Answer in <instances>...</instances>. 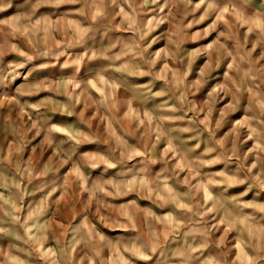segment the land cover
<instances>
[{
    "label": "rangeland",
    "instance_id": "rangeland-1",
    "mask_svg": "<svg viewBox=\"0 0 264 264\" xmlns=\"http://www.w3.org/2000/svg\"><path fill=\"white\" fill-rule=\"evenodd\" d=\"M80 7L0 0V264H264V0ZM141 34L150 65L114 58Z\"/></svg>",
    "mask_w": 264,
    "mask_h": 264
},
{
    "label": "clouds",
    "instance_id": "clouds-1",
    "mask_svg": "<svg viewBox=\"0 0 264 264\" xmlns=\"http://www.w3.org/2000/svg\"><path fill=\"white\" fill-rule=\"evenodd\" d=\"M10 2V0H9ZM45 2V0H35L34 3L31 2V0H25V4H30V8L32 11H34L36 8L39 7L40 3ZM81 7L78 9V11L81 14V18L84 22H87L91 28H95L96 26L105 24L108 19L111 16V13L108 11V9H113L115 10V6H118L119 0H80ZM103 8L105 11L103 13H97V8ZM3 9H0L2 11ZM167 18V17H165ZM24 21L29 25L31 28V34H32V39L36 40V45L35 47H43L42 51H38V55H49L50 53V46L55 47L57 43L63 44L65 47L71 42L69 40V35L70 33L67 32L65 29H60L57 30L56 35L60 37V40L57 41L55 37L49 36L48 40H44L41 37H37L35 35L36 32H39L41 28L43 27V22H39V26L37 24H33L31 16H24L23 17ZM247 23L246 21L239 19V20H234L233 25L238 26L240 24ZM7 24V21L0 22V35H9V33L6 30L5 25ZM67 24V22H65ZM254 26V25H253ZM16 33H12V35H15ZM102 37V34H101ZM160 39L166 40V52L167 54V49L172 48L174 45L178 48L179 45L177 43V40H174L172 38V35L168 34L167 30L162 31L160 33ZM179 38V37H178ZM144 39L143 34H141L138 38H133V44L131 47L125 46L120 50V53L118 56H115V59H119L121 56H126L128 57L129 60H135L136 57H140L139 63L141 64H146L150 65L151 61L147 60L144 58V53L147 51V46L142 44V41ZM182 39V38H179ZM49 40H50V46H49ZM101 53H98L95 50H89L84 53L85 56H88L89 61L92 62L94 60V57L97 55H100ZM230 55V54H229ZM31 57H29L30 59ZM172 59L175 60L176 56L173 54ZM69 70L73 75H79L81 72V65L78 60H67L65 63L59 65V70L64 71V70ZM91 72V68L85 67L84 68V74L89 75ZM176 73L173 72V76H175ZM229 82L234 85L235 92L238 94L239 93V88L236 87V81L231 80L229 78ZM243 83V81H241ZM3 83V80L0 79V84ZM77 85H73L75 88ZM223 90V89H222ZM254 100V107L258 105V108L256 109L255 112V119H258L260 121V124L262 127H264V102H260L257 100L255 97H253ZM74 102V101H73ZM109 115H112L109 113ZM113 159L116 161V163H120V159L113 156ZM105 163H108V161H105ZM139 164V162H136V164L132 165H125L126 170L130 171L131 168L136 167V165ZM213 182H218V181H213ZM243 182V181H239ZM202 205H197V211L194 213L195 215L199 214V209L202 208ZM91 214V213H90ZM95 215V214H93Z\"/></svg>",
    "mask_w": 264,
    "mask_h": 264
}]
</instances>
